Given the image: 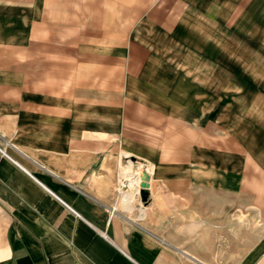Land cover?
Segmentation results:
<instances>
[{
  "label": "crops",
  "instance_id": "1",
  "mask_svg": "<svg viewBox=\"0 0 264 264\" xmlns=\"http://www.w3.org/2000/svg\"><path fill=\"white\" fill-rule=\"evenodd\" d=\"M260 22L264 0H0V264L264 256L255 150L210 50ZM125 155L155 166L133 196Z\"/></svg>",
  "mask_w": 264,
  "mask_h": 264
},
{
  "label": "rangeland",
  "instance_id": "2",
  "mask_svg": "<svg viewBox=\"0 0 264 264\" xmlns=\"http://www.w3.org/2000/svg\"><path fill=\"white\" fill-rule=\"evenodd\" d=\"M255 31H249L247 36L238 39L237 46L229 48L210 49L212 54L221 57L225 66L228 84L227 124L228 129L240 133L258 163V181L264 187V22L252 25ZM209 50V49H208ZM134 161L151 162L129 155ZM128 158H126V161ZM152 163V162H151ZM140 164V165H141ZM139 165V166H140ZM155 174V171L154 173ZM254 181V180H253ZM248 184L250 182L248 181ZM261 226V225H260ZM245 229V228H244ZM243 229V230H244ZM258 251H263L264 243L259 240ZM264 256H237L218 258V264H254L263 262ZM255 263V264H256Z\"/></svg>",
  "mask_w": 264,
  "mask_h": 264
},
{
  "label": "built area",
  "instance_id": "3",
  "mask_svg": "<svg viewBox=\"0 0 264 264\" xmlns=\"http://www.w3.org/2000/svg\"><path fill=\"white\" fill-rule=\"evenodd\" d=\"M0 150H2L0 148ZM3 151V150H2ZM126 158H128V160L126 161ZM131 162L132 166H133V172H128L127 170V164ZM142 162L140 161H137V162H134L130 157L129 155H125V162L123 164V167H122V172L120 174V186L119 187H125V191H124V194H133L135 193L136 194V188L138 189L137 190V193L139 194L140 192V187L142 182H143V178H141V175L142 176L145 174V175H149L150 177V180L148 181L149 183V187H150V181H151V178L153 176V173L155 171V166L153 163L151 162H143V164H141ZM141 164V165H140ZM140 165V166H139ZM136 179H139V182L138 184H134L132 183L133 180H136ZM134 186H138V187H134ZM113 213V211H112Z\"/></svg>",
  "mask_w": 264,
  "mask_h": 264
},
{
  "label": "water",
  "instance_id": "4",
  "mask_svg": "<svg viewBox=\"0 0 264 264\" xmlns=\"http://www.w3.org/2000/svg\"><path fill=\"white\" fill-rule=\"evenodd\" d=\"M143 182H142V184H141V186H142V188H146V187H149V183H148V181L150 180V177H149V175H143Z\"/></svg>",
  "mask_w": 264,
  "mask_h": 264
},
{
  "label": "bare ground",
  "instance_id": "5",
  "mask_svg": "<svg viewBox=\"0 0 264 264\" xmlns=\"http://www.w3.org/2000/svg\"><path fill=\"white\" fill-rule=\"evenodd\" d=\"M133 171H134V170L132 169L131 172H133ZM133 173H134V172H133ZM140 175H141V178H143L142 174H140ZM138 182H139V179H136V180H133V181H132V183H134L135 185L138 184ZM134 187H138V186H134ZM137 190H138V189L136 188V191H137ZM131 195L133 196L132 193H131ZM130 198H131V196H130Z\"/></svg>",
  "mask_w": 264,
  "mask_h": 264
}]
</instances>
